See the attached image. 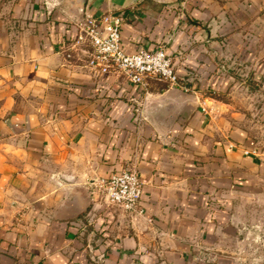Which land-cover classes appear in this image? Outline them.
Segmentation results:
<instances>
[{
    "label": "crops",
    "instance_id": "crops-1",
    "mask_svg": "<svg viewBox=\"0 0 264 264\" xmlns=\"http://www.w3.org/2000/svg\"><path fill=\"white\" fill-rule=\"evenodd\" d=\"M3 1L0 264H238L233 196L264 194L261 122L229 96L93 69L89 46L75 41L74 20L113 9L123 15L125 52L156 48L173 28L178 52L185 0L122 9L114 7L125 0H13L7 10ZM187 1L188 22L203 19L195 33L209 54L215 24L229 38L251 25L252 38L230 44L264 67V0ZM124 167L143 180L140 210L109 204L89 185Z\"/></svg>",
    "mask_w": 264,
    "mask_h": 264
},
{
    "label": "rangeland",
    "instance_id": "rangeland-1",
    "mask_svg": "<svg viewBox=\"0 0 264 264\" xmlns=\"http://www.w3.org/2000/svg\"><path fill=\"white\" fill-rule=\"evenodd\" d=\"M12 1H3V4L7 6L5 10L9 8ZM23 1L25 2L24 4L28 2V0H20L21 3ZM30 1L33 4L35 0ZM36 1L43 5L61 4L68 6L70 4V0ZM87 1L90 4H98L107 2L108 0H85L84 4ZM128 1L125 0L122 6L118 2L114 8H126L127 4L137 2L138 0ZM185 1L182 2L181 8L176 14L181 18L180 24H177L176 27L180 25L185 28L186 34L181 40L183 48L179 47L178 52L177 49L176 51L172 49L174 46L172 47L171 43L175 37V28L171 30L168 37L161 39L159 43L169 50L173 66L178 67L180 70L177 84H170L168 82L165 84L195 91L198 95H209L219 100L230 97L232 100H237L239 104L244 102L248 107L247 111L250 112L249 117H253L254 120L261 122L260 126L256 127V132L259 131L258 136H264V118H261L264 109V90L262 89L264 67L261 62L244 57V54L233 49V45L230 44L231 38L235 40L237 38H252V34H256V28L254 29L251 25H248L241 29L239 35H232V31L229 30L231 31V38H229L226 33L220 34L218 30L219 24L218 26L215 24L211 35V38L215 41V45L211 46L212 53L209 54L204 49V46H202L199 34L196 35L198 29L195 26L199 25L201 27L203 19L198 17L195 19V24L188 22L189 16L192 17V14L187 13L188 1ZM164 2L165 5L171 4L169 1ZM111 10L114 11L113 9ZM5 25L7 24H3V26ZM200 34L202 38H207L203 35L202 31H200ZM192 38L196 44H193ZM175 54L177 57L173 58L172 55ZM190 54L193 56V59H188V55L190 56ZM258 67L260 69H257ZM258 194L245 192L239 194L237 198L233 196V199L238 201V204H234L232 207L234 214L233 224L237 226V231L231 243L233 245L237 244V250L233 253V256L238 264H264V194L263 192Z\"/></svg>",
    "mask_w": 264,
    "mask_h": 264
},
{
    "label": "built area",
    "instance_id": "built-area-1",
    "mask_svg": "<svg viewBox=\"0 0 264 264\" xmlns=\"http://www.w3.org/2000/svg\"><path fill=\"white\" fill-rule=\"evenodd\" d=\"M123 15L112 10L101 14L87 13L74 20L75 41L90 48L89 65L101 72L113 70L133 83L143 84L145 78H157L177 84V73L162 45L141 47L125 52L120 45ZM143 180L129 167L92 180L89 185L100 191L107 203L126 210H140L139 202Z\"/></svg>",
    "mask_w": 264,
    "mask_h": 264
},
{
    "label": "water",
    "instance_id": "water-1",
    "mask_svg": "<svg viewBox=\"0 0 264 264\" xmlns=\"http://www.w3.org/2000/svg\"><path fill=\"white\" fill-rule=\"evenodd\" d=\"M135 0H129L128 2H132ZM75 4H78L80 7H83L85 0H75Z\"/></svg>",
    "mask_w": 264,
    "mask_h": 264
}]
</instances>
